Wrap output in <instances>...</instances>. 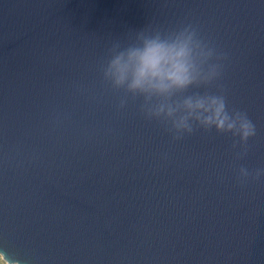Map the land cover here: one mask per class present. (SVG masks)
<instances>
[{
  "label": "water",
  "instance_id": "1",
  "mask_svg": "<svg viewBox=\"0 0 264 264\" xmlns=\"http://www.w3.org/2000/svg\"><path fill=\"white\" fill-rule=\"evenodd\" d=\"M195 25L256 126L173 141L100 72L145 27ZM216 89L213 88V91ZM238 139V137L236 138ZM240 167L252 173L239 178ZM264 0H0V253L24 264H264Z\"/></svg>",
  "mask_w": 264,
  "mask_h": 264
},
{
  "label": "clouds",
  "instance_id": "2",
  "mask_svg": "<svg viewBox=\"0 0 264 264\" xmlns=\"http://www.w3.org/2000/svg\"><path fill=\"white\" fill-rule=\"evenodd\" d=\"M225 59V54L193 24L145 27L114 43L100 72L111 89L122 93L118 109L126 108L130 101L138 102L144 119L162 125L173 141L197 130L231 134L233 148H240L236 158L242 159L257 130L246 112L229 108L225 90L218 84ZM252 175L240 167L239 178ZM261 176L264 169H257L253 178ZM0 264L24 262L18 258L6 260L0 253Z\"/></svg>",
  "mask_w": 264,
  "mask_h": 264
}]
</instances>
